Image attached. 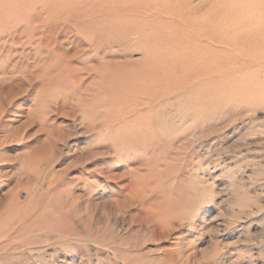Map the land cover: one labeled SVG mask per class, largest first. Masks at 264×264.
I'll return each mask as SVG.
<instances>
[{
	"label": "rangeland",
	"instance_id": "1",
	"mask_svg": "<svg viewBox=\"0 0 264 264\" xmlns=\"http://www.w3.org/2000/svg\"><path fill=\"white\" fill-rule=\"evenodd\" d=\"M228 2L0 0V264H264V20Z\"/></svg>",
	"mask_w": 264,
	"mask_h": 264
},
{
	"label": "bare ground",
	"instance_id": "2",
	"mask_svg": "<svg viewBox=\"0 0 264 264\" xmlns=\"http://www.w3.org/2000/svg\"><path fill=\"white\" fill-rule=\"evenodd\" d=\"M1 1H6V0H1ZM76 1H78V0H76ZM139 1H140V3L136 4L135 8H133L134 10H136V12H138L142 8L147 7L150 10H152L155 14L158 15L157 18L158 17L159 18L162 17L164 19L168 18L170 20L169 22H171L173 24L178 23L180 25H186L189 28H192L193 26H195V22L202 21L201 24H198L199 26H201V27H199L200 30H204L202 33H204L206 31L205 29L207 28L208 25L213 24L212 22L214 21L216 15L218 13H220L221 11H227L226 9H227L228 4H229L228 0H202L203 2H206V4L209 5V8L204 9L203 6H201L202 5L201 2L197 3L194 0H139ZM248 1H251V4L255 5V7L258 6L257 8L254 9L253 13L255 12L256 9H257V11H261V12H259L260 15H255V16H258L259 20H264V0H241V2H244V3L248 2ZM88 3H89V1L85 2V4L87 6L89 5ZM143 4H145V5H143ZM232 4H234V3H232ZM242 10H244V9H242ZM242 10L240 11L241 13H242ZM3 12L4 13H2V11L0 10V13H2L4 15V18H5L4 22L1 24L2 25L1 32H3L2 34H4L6 36L7 34H5V33H10V31L16 30V28H18V26L20 25L21 16H20V14L14 15L13 9H5L4 8ZM228 12H230V11H228ZM234 12H236V10H234ZM240 12H238V13H240ZM39 15H41V14H39ZM236 17H239V16H236ZM236 17H235V19H236ZM255 19H256V17H254V19H251L250 22H253ZM34 22H35V20H34ZM247 22H249V21H247ZM180 25H178V26H180ZM214 26H215V24H214ZM196 27H197V25H196ZM229 27H230V25H229ZM233 28H234V26H233ZM259 30L262 31V34L264 35V26H259ZM82 32H84V33L82 34ZM80 33L82 36L86 37L87 42H89V45H92L91 41H92L93 31L91 29L89 30V27H82L80 29ZM99 36L102 38V37H104V34H99ZM246 42H250V41L246 40ZM261 42H262L261 47L258 50H255L256 52H254L257 55V57H254V58L255 59L257 58L259 60H264V39ZM207 49H208V47H207ZM198 55H200V54H198ZM98 66H100L99 68H101V64H99ZM113 66H116V64L115 63H109L105 68H111L112 69ZM159 80H160L159 76L157 78H154V80H153L154 83L151 84V88L150 87L147 88V89H150V91H151L150 92L151 97H149V98H152L153 100H154V98H158L161 96L166 97L164 91L153 89L154 86L156 87V86L160 85L161 80L160 81ZM177 93H180V92H175L174 95H177ZM199 100L200 101H199L198 106H200L201 109H203V108L209 109L212 106L213 95L210 93L209 94L201 93ZM5 102H6V98L0 97V107L1 108H3L5 106Z\"/></svg>",
	"mask_w": 264,
	"mask_h": 264
}]
</instances>
